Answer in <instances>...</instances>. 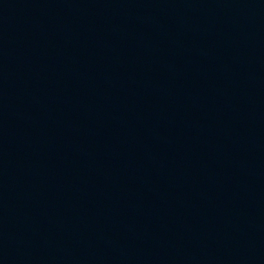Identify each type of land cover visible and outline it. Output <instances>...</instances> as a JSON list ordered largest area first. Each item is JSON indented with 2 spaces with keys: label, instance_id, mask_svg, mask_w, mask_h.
<instances>
[{
  "label": "water",
  "instance_id": "obj_1",
  "mask_svg": "<svg viewBox=\"0 0 264 264\" xmlns=\"http://www.w3.org/2000/svg\"><path fill=\"white\" fill-rule=\"evenodd\" d=\"M0 264H264V0H0Z\"/></svg>",
  "mask_w": 264,
  "mask_h": 264
}]
</instances>
